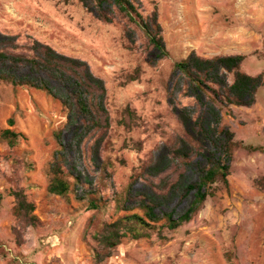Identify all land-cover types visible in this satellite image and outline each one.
Masks as SVG:
<instances>
[{
  "label": "rangeland",
  "instance_id": "rangeland-1",
  "mask_svg": "<svg viewBox=\"0 0 264 264\" xmlns=\"http://www.w3.org/2000/svg\"><path fill=\"white\" fill-rule=\"evenodd\" d=\"M131 1L143 17L156 11L167 56L158 59L138 23L109 2L103 5L112 19L105 22L79 0H0V32L85 60L104 81L109 117L106 129L76 143L59 101L0 81V133L23 134L13 145L0 136V264H264V0ZM192 51L204 58L242 54L239 70L263 77L251 106L214 102L236 142L227 182L212 184L213 194L189 221L175 228L158 221L140 238L123 233L105 256L104 224L143 213L124 200L130 186L145 187L150 178L169 184L179 172L197 179L193 163L202 156L194 153L189 167L176 161L150 178L146 169L185 137L177 112L200 113L174 69ZM55 159L80 174L78 182L66 175L65 195L47 189ZM20 190L34 205L29 216L15 213ZM190 199L173 196L163 209L177 218Z\"/></svg>",
  "mask_w": 264,
  "mask_h": 264
},
{
  "label": "trees",
  "instance_id": "trees-1",
  "mask_svg": "<svg viewBox=\"0 0 264 264\" xmlns=\"http://www.w3.org/2000/svg\"><path fill=\"white\" fill-rule=\"evenodd\" d=\"M79 1L96 18L105 22L112 19L111 7H105L103 3L114 5L138 23L158 59L168 55L155 10L143 17L131 0ZM243 58L242 54L204 58L192 51L185 58L174 62V69L186 79V94L195 98L201 110L195 117L185 108L177 112L185 137H180V146L160 153L146 169L150 178L168 170L176 161L189 167L192 165L190 157L194 153L202 156L200 161L193 163L197 179L188 181L185 173L179 172L176 180L169 184L163 178L157 183L150 178V183L145 187L132 189L130 186L124 200H130L133 207L141 209L143 213H127L112 223L104 224L99 239L106 250L105 256L119 243L123 233L128 232L133 238H140L149 235L148 230L158 221L169 228L189 221L202 207L206 197L213 194L212 184L217 180L227 182L232 149L236 142L232 139V132L220 125V115L214 102L218 100L251 106L258 88L263 84L262 74L250 75L239 70ZM227 72H233L231 82L227 81ZM0 81L42 90L59 101L66 111V123L71 127L76 143L90 131L104 130L109 125L104 81L91 72L85 60L60 53L46 43L34 39L29 44L20 45L14 35L0 32ZM127 113L131 115L129 109ZM8 122L12 124L13 119L9 118ZM0 136L13 145L23 134L4 129ZM50 173L47 189L57 195H65L70 190L67 174L76 182L80 178L79 173L65 171L57 159L52 163ZM14 193L17 198L15 213L29 216L34 205L26 200L21 190ZM188 195L191 196L188 207L177 218L173 217L172 212L163 209L173 196L183 199ZM90 205L94 208L97 203L90 200ZM100 254L97 251V255Z\"/></svg>",
  "mask_w": 264,
  "mask_h": 264
}]
</instances>
